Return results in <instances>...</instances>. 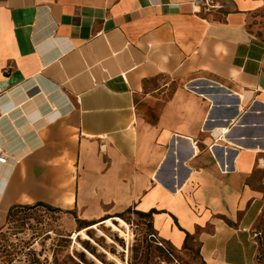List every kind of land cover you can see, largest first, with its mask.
Returning <instances> with one entry per match:
<instances>
[{
    "label": "crops",
    "instance_id": "crops-1",
    "mask_svg": "<svg viewBox=\"0 0 264 264\" xmlns=\"http://www.w3.org/2000/svg\"><path fill=\"white\" fill-rule=\"evenodd\" d=\"M219 2L0 0V232L131 209L196 264H264V0Z\"/></svg>",
    "mask_w": 264,
    "mask_h": 264
},
{
    "label": "rangeland",
    "instance_id": "rangeland-1",
    "mask_svg": "<svg viewBox=\"0 0 264 264\" xmlns=\"http://www.w3.org/2000/svg\"><path fill=\"white\" fill-rule=\"evenodd\" d=\"M69 219L44 205L16 208L0 232V264H74L72 258L85 251L86 239L99 254L97 259L87 253L91 264H196L198 260L195 249L179 253L168 244H155L150 217L135 212L94 224L90 236L84 229L75 232L79 225H71Z\"/></svg>",
    "mask_w": 264,
    "mask_h": 264
},
{
    "label": "trees",
    "instance_id": "trees-1",
    "mask_svg": "<svg viewBox=\"0 0 264 264\" xmlns=\"http://www.w3.org/2000/svg\"><path fill=\"white\" fill-rule=\"evenodd\" d=\"M36 205H44V206H47V207L51 208L52 210L60 211L59 208L52 207V206H48V205H45V204L37 203ZM22 206H26V205H16V206L12 207L11 210H10L9 216H10V214H11L16 208H18V207H22ZM131 211H132V210L130 209L129 212H131ZM136 213H137L140 217H150V215H151L150 213H144V212H136ZM125 214H126V213L118 214V215H117L118 217H116L115 220H118L119 217H121V218L124 219ZM105 219H106V220L114 221V219H112V218H109V219H108V217H107V218H104V221H106ZM93 224H95V223H90V224L85 225V226H83L82 224H79V228H78L77 232H79L80 230L84 229L85 232H87V234L90 236V234H91L90 231H91V227L93 226ZM151 226H152V223H151ZM152 230H153V226H152ZM153 234H155L154 231L151 232L150 236L152 237ZM80 235H81V234H78L77 239H81V238H80ZM152 241L154 242L153 239H152ZM82 242H83V244H84V247H85L84 249H85V251H82V252L77 253V254H76V257H74L76 260L72 258V261H73L74 264H91V260L88 258L87 253H90L94 258H97V259H98V255H99V254L96 252L95 247L92 246V244L89 242L88 239L83 240ZM113 251H114V250H113Z\"/></svg>",
    "mask_w": 264,
    "mask_h": 264
},
{
    "label": "built area",
    "instance_id": "built-area-1",
    "mask_svg": "<svg viewBox=\"0 0 264 264\" xmlns=\"http://www.w3.org/2000/svg\"><path fill=\"white\" fill-rule=\"evenodd\" d=\"M191 4L194 12H196L197 14H207L217 8L222 7L219 0H191ZM6 160L7 154L5 152H2L0 156V162L5 163ZM152 237L155 244L165 247L164 242L156 234H153Z\"/></svg>",
    "mask_w": 264,
    "mask_h": 264
},
{
    "label": "bare ground",
    "instance_id": "bare-ground-1",
    "mask_svg": "<svg viewBox=\"0 0 264 264\" xmlns=\"http://www.w3.org/2000/svg\"><path fill=\"white\" fill-rule=\"evenodd\" d=\"M115 227V226H114ZM120 230V229H119ZM121 234H123V233H121Z\"/></svg>",
    "mask_w": 264,
    "mask_h": 264
}]
</instances>
